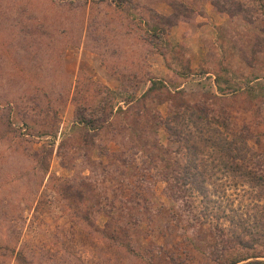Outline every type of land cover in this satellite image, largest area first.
<instances>
[{
  "label": "rangeland",
  "instance_id": "rangeland-1",
  "mask_svg": "<svg viewBox=\"0 0 264 264\" xmlns=\"http://www.w3.org/2000/svg\"><path fill=\"white\" fill-rule=\"evenodd\" d=\"M225 5L0 0V264L264 260V247L234 243L168 184L171 165L186 163L161 124L180 89L191 105L211 97L226 108L234 131L251 129L264 174V22ZM154 23L165 27L163 40ZM217 74L233 91H218ZM152 80L166 88L143 98ZM100 104L101 129L79 122ZM218 157L208 150L198 160L211 169L216 211L264 229V189Z\"/></svg>",
  "mask_w": 264,
  "mask_h": 264
},
{
  "label": "trees",
  "instance_id": "trees-1",
  "mask_svg": "<svg viewBox=\"0 0 264 264\" xmlns=\"http://www.w3.org/2000/svg\"><path fill=\"white\" fill-rule=\"evenodd\" d=\"M245 1L227 0L228 5L223 7L224 11L234 16L236 13H241L253 23L258 20L264 22V0H249L252 3L250 7L246 5ZM216 4L217 6L220 5L219 2ZM164 19L169 25L174 24L171 17ZM151 30L153 36L160 40L164 39L166 29L161 26V23L151 25ZM258 45L260 46L261 42ZM215 82L222 95L228 94L230 92L227 91L228 89L233 91L232 86L227 85L230 81L224 79L222 74L216 75ZM251 82L252 80L249 79L244 87H248ZM164 87L166 88V85L161 81L152 80V85L142 97L148 98L152 92ZM184 94L185 91L182 89L170 92L168 116L161 120V124L166 127L169 133L170 140L179 144L177 153L182 151L186 157L185 165L181 166L179 163L173 167L171 165L170 168L177 175L174 178L175 182H173L175 185L172 184L171 179L168 180L169 186L172 190H176L184 200H187V203L194 210V206L200 209L196 214L199 217L202 216L201 218H204L205 223L215 227L223 224L221 229L224 232L228 228L227 233L232 237L234 243H239L247 249H256L257 246L263 248L264 229H258L257 225L252 228L244 220H235V216L223 211L221 207H218V211H216L215 200L209 196L206 183L209 180L207 174L211 169L202 167L198 163L199 154H204L205 151L210 150L211 154L219 156L220 164L226 170L233 174L242 175L250 180L253 185L264 189V174L259 172V167L253 161L254 157L260 155L250 143L255 134L247 125H243L241 129L234 131L232 129L233 115L226 108L215 107V103H211V97L206 101L191 105L185 100ZM101 104L93 111L95 118L85 119L86 117L82 116L81 119L79 118V122L95 130L101 129L108 120L100 118L101 112L105 110ZM221 219L223 223H220ZM224 224L228 225L224 226ZM228 248V246H224L220 253L225 254ZM229 264H264V260H250V257L245 256L235 259Z\"/></svg>",
  "mask_w": 264,
  "mask_h": 264
}]
</instances>
